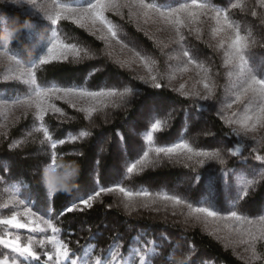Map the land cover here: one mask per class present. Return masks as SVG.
I'll return each instance as SVG.
<instances>
[{"label": "rangeland", "instance_id": "1", "mask_svg": "<svg viewBox=\"0 0 264 264\" xmlns=\"http://www.w3.org/2000/svg\"><path fill=\"white\" fill-rule=\"evenodd\" d=\"M179 1V3L189 4L190 7L172 16H161L155 10L141 8L139 0H116L120 5H129L118 9H109L104 13L117 32L116 38H113L107 29L99 23L93 25L91 20L88 19L78 22V17L64 14L90 33L95 34L97 38L105 41L104 47H97L95 44L70 43L62 39L56 33L55 24H52L40 9L41 5L47 4L49 9L52 10L51 0H36V6L29 4L27 0H20L19 4L8 2L23 12L39 15L46 23L38 25L35 21H32L28 26L27 41L37 50L33 58H24L10 48L4 50L0 47V82L14 80L26 83L32 77L36 80L33 63L35 64L47 56V47L53 41H58L60 44H74L80 51V61L83 59L95 60L100 69L106 67L107 61L113 60L120 63L127 69L129 75L125 76L127 82L132 83L135 79H138L149 84L162 83L168 89L188 96L194 102V108L196 109V116L194 117L198 119L197 128L193 129L192 132L197 137L206 139L211 147L204 148L200 146V150H198L187 139L182 141L188 143L194 151L215 152L230 149V137L216 135L208 117L203 114L204 110L217 113L223 118L228 127L237 130L241 139L246 143V148H243L242 154L238 157L233 158L230 152L225 156V164L232 160L231 163L234 162L237 165L236 167L241 169V171H236L240 176H235L233 172L229 176L221 178L220 167L222 165L216 160L195 156L186 151L178 150L177 153L166 155L164 153L157 154L156 150L155 152L149 150L170 147L172 144L147 149V160H159L158 166H166L168 165L166 163H171L190 164L195 166L196 170L198 167H206L211 173L212 187L217 186L218 189H222V185L235 191L247 188L250 195L241 199H243L251 213L263 211L262 215L264 216V208L260 209L255 197L256 192L264 185V181L259 179V174L264 173V161L255 159L258 156L260 147L264 144V114L260 112V107L264 106V99L251 91L247 93L243 91L247 72L252 71L258 78H264V7L260 6L259 0H236V5H239V7L230 12L226 10L228 21L225 22L223 17L217 20L215 10H213L214 12H201L198 10L200 8L191 7V0ZM58 3L67 2L58 0ZM144 3L147 2L144 0ZM197 3L203 4L204 2L197 0ZM71 5L75 7L77 4ZM216 10L224 11L225 8ZM252 12H255L256 15L253 16ZM115 16H120V19L117 21L118 18ZM122 19L131 21L138 31L145 34L148 42L141 37L142 35L136 34L132 36L133 40L130 39L132 44L125 39V31L122 32L120 29L122 28ZM177 19L181 22L178 23ZM237 30L244 38L242 43L245 47L241 53L245 60L243 64L239 59L234 60L232 56L234 53L233 41ZM185 52L188 53L187 56L184 55ZM26 69H31V72H26ZM241 69H243V73ZM118 78L119 81L124 82V76ZM36 84L38 85L37 81ZM27 86L28 90L25 93L14 90H0V144L10 142V147L15 148L26 145L29 141L32 142L33 138L30 139L31 137H37L39 144L41 141L47 142L43 131H37V129L40 128L41 124L45 127L44 115L48 111L56 112L50 105H55L56 108L60 109V112H56L57 114L61 115L63 113L64 115L61 116L68 115L67 111L55 101V99H58L57 96L64 97L60 100L66 102L69 106L73 107L75 105L74 108L84 113L89 122H94L100 118L110 119L113 114L115 115L116 112L128 107L134 100L133 93L126 94V89L129 88L78 89L83 92L100 93L95 97L81 95L80 91L68 94L61 92L50 99L43 100L41 107L44 112L41 121L38 118L39 110L35 106L40 100L35 97L32 91L34 86L29 84ZM238 96L240 97L239 100H237ZM203 97H208V99L205 100ZM157 102L160 103L159 100ZM81 109H84V111H81ZM93 109L94 111H91ZM139 109L133 122L141 121L145 115L143 108ZM89 111H91L90 116ZM249 117H252V119L249 120ZM21 120L27 122L24 127L17 126ZM15 127H18L19 131H14ZM102 137L104 140L107 139V136ZM43 150L45 152L44 148L40 149V151ZM143 154L141 157H143ZM188 155H192L191 160L187 159ZM51 156L47 159L43 158L36 165L40 167V171L42 165H51ZM6 159L0 157V219H8L12 215H16L21 223L29 224V221L40 223V228L43 231L39 229L33 231L35 223L29 224V227L23 229L0 224V239L11 240L19 236L20 243L24 246L31 238L33 241L32 247L39 256L40 264H128V261H131L132 264H168L170 253L177 251L187 252L190 255V264H221L211 254L195 248L186 239L185 226L190 218L186 219L184 217L182 206H179L173 200L172 203L160 205L151 202H147L148 204L134 203V196L131 198L126 197L118 188L119 194L125 196L124 200L115 199L118 205L123 203L129 205L131 203L133 204V206H130L131 209L124 208L122 205L125 211L137 215L136 218H139L140 215H147L146 213L149 212V216L155 219L157 221L155 223L158 225L148 228V232L142 228L146 226L134 223L130 228L131 230L134 229L138 236L128 242V234H113L114 232L111 231L108 234V230H112L117 226L114 219L113 223L110 220L107 224H104L103 221L101 228L106 227L107 229L104 228L102 231H106V234L110 237L117 236L118 238L111 239L110 242L103 241V246L98 251L94 247H88L82 253L75 252L69 241L62 237L59 228V217L55 216L50 208L38 207L28 192H22L20 185L8 172ZM199 160L204 161L203 165L197 163ZM116 164L119 165V162ZM140 166L138 164L137 168ZM112 168H114V165ZM188 168L191 169L190 173L184 175L181 180L182 185L191 187L193 179L190 180V178L193 177L194 172L191 167ZM250 172L256 175H249ZM253 179L256 180V183L249 187L248 182ZM40 187L46 199L51 201L53 195L46 192L41 181ZM21 201L23 202L21 203ZM189 203L199 202L197 199H192ZM237 214L246 217L247 220L252 221V224L246 223L243 219L241 221L229 219L230 212L218 213L216 217H207L206 214L201 213L200 215L203 216L202 229L212 233L226 245H234L236 249H240L244 258L253 259L257 256L259 240L264 241V238H259L261 231L264 230V222H258L250 214L245 215L238 212ZM41 218L51 220L52 225L58 231L53 233L51 228L46 227L41 222ZM85 226L80 227L81 230L84 229L82 233L90 230ZM83 235L85 234H81V236ZM52 237L67 245V257L58 256L56 245L50 242ZM39 241H44V243H38ZM45 252L48 255H44ZM9 254H11V258ZM16 256L17 254L13 253L11 249L0 245V264H12V259H15ZM48 256L53 257L51 262H49ZM20 260H23V258H20ZM17 264H19V261ZM28 264H34V260L30 258Z\"/></svg>", "mask_w": 264, "mask_h": 264}, {"label": "trees", "instance_id": "2", "mask_svg": "<svg viewBox=\"0 0 264 264\" xmlns=\"http://www.w3.org/2000/svg\"><path fill=\"white\" fill-rule=\"evenodd\" d=\"M65 1L75 5L84 3V0ZM145 1L156 3L164 8H175L181 4L179 0ZM202 1L203 4L210 5V8L198 9L201 12H214L213 10L221 8L230 12L235 9L232 5L236 4V0ZM17 16L21 23L24 22L25 18L30 19L31 22L35 21L38 25L46 23L37 14L23 12L7 1L0 3V17H5L7 22L11 23ZM117 18L118 21L120 16ZM125 19L121 20L122 28H120L122 32L125 31L124 38L132 44L130 39L133 40L132 36L136 34L142 35L141 37L147 41L145 34L138 31L131 21ZM55 28L56 33L70 43L95 44L97 47L105 46V41L97 38L95 34L90 33L69 18H61L59 23L55 24ZM27 30L28 27L21 31L9 48L24 58H33L37 50L27 41ZM40 61L36 62L34 67L36 81L41 87H49L55 84L85 90L129 88L134 96V100L128 107L116 112L110 119L100 118L94 122H89L87 116L79 112L77 108L69 106L60 99H55L67 111L68 115L61 116L52 111H48L44 115V128L48 130L51 140L39 144L37 137H31L30 139L33 138L32 142L29 141L30 143L15 148L10 147V142L0 144V157L7 158L5 161L8 165V172L20 185L22 192H28L33 197L38 207L50 208L53 214L59 217L62 237L69 241L75 252L82 253L88 247H94L98 251L103 246V241L110 242L111 239L118 238L117 236L110 237L106 231H102L106 228H101L103 221L104 224L110 220L113 223L114 219L117 226L113 228L114 230H108V234L110 231L114 232L113 234H128V242L138 236L135 230L130 228L134 223L146 226L142 228L147 231L148 228L158 225L155 223L157 221L149 216V212L146 213L147 215H140L139 218H136L137 215L124 209L126 207L131 209L130 206L133 204L125 205L123 203V208L122 205L115 202L116 198H125L123 194H119L117 191V188L123 187L126 191L133 193H149L148 196L134 195V203L148 204L147 202H151L160 205L172 203V200L165 199L167 196L179 197L182 201L179 206H182L184 210V217L190 218L185 226L186 239L195 248L211 254L221 264H264L263 240H259L255 258H244L240 249H236L234 245H226L212 233L203 230L201 224L203 216L189 208L188 205L191 204L192 208L206 205L218 213L236 211L245 215L250 214L258 222H260L259 218L263 216V211L251 213L243 199H233L239 192L238 189L236 191L230 190L222 185V189H218L217 186L212 187L211 173L206 167H198L193 173V177L198 174L200 179H193L191 187L182 185L181 179L191 171L185 164L166 163L168 165L158 167L141 165L132 173L127 172V168L136 163L149 148L168 146L185 139L190 141V144L198 150H200V146L211 147L206 139L197 137L192 132L193 129L197 128L198 119L194 117L196 116L194 102L188 96L170 90L162 83H158L160 87L156 88L155 84H149L143 80L135 79L132 83L127 82L125 81V76H129L127 69L113 60L107 61L104 69L98 68V63L91 59H83L77 63H69L60 59H48L47 63ZM119 76H124V82L119 81ZM0 90L25 93L28 86L24 82L13 80L0 82ZM139 108H143L145 115L141 121L133 122L140 110ZM203 114L208 117L216 135L230 137L229 148L231 152L236 153L233 158L241 155L243 148H246V143L241 139L240 134H237V130L228 127L223 118L215 112L204 110ZM157 121H159L160 126L154 130L152 125ZM26 124L25 120H21L17 126L24 127ZM18 127H15L14 131H19ZM82 131L88 132L89 135L80 137L79 134ZM149 134L152 136L151 141L148 140ZM72 136L77 137V139L73 140ZM102 136H107V139L104 140ZM60 140H63L64 143L60 144ZM53 142L57 144L56 149L51 148ZM43 148L45 152L44 150L40 151ZM149 150L155 152L156 149ZM53 151L56 153V163L61 157L77 160L81 166V171L77 186L71 192L57 193L52 196L50 201L42 193L40 187L41 171L40 167L36 165L43 158L50 157ZM258 156L264 161V144L260 147ZM231 161L220 167L221 178H225L222 168L230 170V174L234 172L235 176H240L236 171H241V169L237 168V165ZM117 162L119 165L116 164ZM113 165L114 168H112ZM101 188L109 189V191L100 192ZM97 192L99 195H96ZM263 192L264 185L255 194L260 209L264 208ZM90 195L93 199L85 205L82 200L88 199ZM192 199H197L199 203H189ZM205 200L207 202H204ZM73 204L76 207L73 208ZM84 225L90 229L86 233H82L84 229H80ZM81 234L85 235L81 236Z\"/></svg>", "mask_w": 264, "mask_h": 264}, {"label": "snow or ice", "instance_id": "3", "mask_svg": "<svg viewBox=\"0 0 264 264\" xmlns=\"http://www.w3.org/2000/svg\"><path fill=\"white\" fill-rule=\"evenodd\" d=\"M29 4H32L33 6H36V0H27ZM260 6L264 7V0H259ZM129 6L127 4L120 5L116 2V0H84L83 5H76L75 7L71 4L68 3H58V0H51V9H49V6L47 4L41 5L40 9L41 11L47 16V18L51 21L52 24H57L61 20V18H68V16H65L64 14L67 13L72 17H78V22L83 21L85 19L91 20L92 24L95 25L99 23L100 25H103L107 31L111 34L113 38L117 37V32L114 30L112 24L110 21L107 20L105 17L104 13L105 11L109 9H118L119 7H125ZM139 6L144 9H150V10H155L160 13L161 16H172L176 14L177 12L187 10L190 6L187 3H181L179 4L178 7L176 8H164L161 7L160 5L156 3H144V0H139ZM191 7L195 8H200V9H208L210 8V5L207 4H200L197 3V0H191ZM233 8L239 7V5L233 4ZM253 16L256 15L255 12L251 13ZM215 16L217 20H219L221 17H223L224 21H228V13L226 10L221 11V10H215ZM177 22L180 23L179 19H177ZM231 26V25H230ZM53 35L55 36V31L53 30ZM243 37L240 35L239 30L236 31V36L233 41V48H234V53L232 54L233 59H239L241 61V64L245 63L244 57L241 55L243 48L245 45L242 43ZM47 56H45L40 62L41 63H47L49 58L52 59H60L64 61H68L69 63H77L80 61V51L76 48L74 44H60L58 41H53L49 47H47ZM185 56L188 55L187 52L184 53ZM191 62V60H190ZM33 63V67H34ZM26 72L30 73L31 69H26ZM243 73V69H241ZM155 79V78H153ZM27 84L34 86L32 88V91L35 94V97H37L40 102L36 103V108L39 110L38 112V118L42 121L43 120V115L42 113L44 112V109L41 107V103L43 100L50 99L52 96H55L57 93H72L76 91H80L81 95H86V96H91L95 97L100 95V93L97 92H83L78 89H73V88H61L58 87L57 85L53 84L50 87H40L36 84V80L34 77L30 78L29 80L26 81ZM156 88L160 87V84H155L154 85ZM207 87V85H205ZM243 91L245 93L251 91L253 94H258L262 99H264V78H258L252 71H249L245 74V87L243 88ZM131 90L126 89V94H130ZM111 94V93H110ZM123 95V94H122ZM56 98L58 99H63L64 97L57 96ZM203 99L207 100L208 97H203ZM240 97H237V100H239ZM6 103V102H5ZM75 105H73L74 107ZM229 107L231 105H228ZM56 112H60L59 108H56L55 105H50ZM81 111H84V109H81ZM91 111H94L91 110ZM91 111H89V116L91 115ZM260 112L264 114V106L260 107ZM61 115H64L61 113ZM249 120L252 119V117L248 118ZM259 119V118H257ZM160 126L159 121H157L155 124L152 125V128L158 129ZM37 131H43L45 140H51L52 138L49 136L48 130L43 127V124H41L40 128L37 129ZM239 134V133H237ZM81 137L88 136V132H80L79 134ZM73 140L77 139V137L72 136L71 137ZM148 140H152V136L149 134L148 135ZM41 143H44V141H41ZM60 144H63L64 141L60 140ZM57 144L53 142L51 144L52 149H56ZM186 151L189 154L199 156V157H205L208 159H213L216 160L220 165H225L226 160L225 156L230 152L232 156H235V152H231L230 149H223L220 151H215V152H205V151H194L192 147L189 146L188 143H185L183 141L179 143H174L170 147H160L156 149L157 154L164 153L166 155H171L173 153H177V151ZM192 155H188L187 159L191 160ZM148 152H144L143 157H141L140 160H137L136 163H133L130 167L127 168L128 173H132L134 169L137 168V165H144V166H158L160 161L159 160H152L148 161ZM255 159H262L261 157L257 156ZM51 165L55 166L56 164V153L53 151L52 156H51ZM198 164L203 165L204 161L199 160L197 161ZM186 167H192V171L195 172L196 169L194 166H189L185 165ZM222 171L227 177L230 174V170L227 168H222ZM249 175H256L253 172H250ZM191 179L199 180L200 177L197 174L195 177H191ZM259 179L264 181V173L259 174ZM256 183V180L253 179L252 181L248 182L249 187L254 185ZM103 191H109V189H104L101 188L100 192ZM119 191L124 193L126 197H133L134 195L136 196H148V192H137L133 193L131 191H126L123 187L119 188ZM242 193V195H241ZM51 195V194H49ZM96 195H99V192L96 193ZM250 195L249 191L247 188H242L239 190L237 195L233 197L235 200H240L241 198H247ZM93 197L90 195L88 199L82 200V202L87 205L90 200H92ZM165 199L173 200L175 203L180 204L182 201L179 197H173V196H167ZM23 201H21L22 203ZM204 202H207L205 200ZM189 208L192 209L193 212L195 213H203L206 214L207 217H216L218 213L214 210H212L210 207H195L192 208V205H188ZM73 208L76 207L75 204L72 206ZM71 210V209H69ZM229 219H234L236 221H241L242 219L245 220L246 223L252 224V221H249L246 219V217H241L237 214L236 211H230V216L228 217ZM260 221L264 222V216H261ZM41 222L48 228H51L53 233H56L58 231L57 228H55L52 225L51 220H43L41 218ZM35 223L34 221H29V224ZM0 224L2 225H8L11 227H14L16 229H23L29 227V224L21 223L16 215H12L11 218L8 219H0ZM41 230L43 229L40 228V223H35V228L32 230ZM259 238H264V230L261 231L260 237ZM51 243L56 245V250L58 256H68V251H67V245L61 243L60 241L56 240L55 237H52L50 240ZM38 243L43 244L44 241H39ZM33 241L31 238H29L28 243L25 244L24 246L21 245L20 243V237L16 236L15 238L11 240H6V239H0V245H3L7 249H11L13 253L17 254L15 259H12V264H17L19 261V264H28V261L30 258L34 260V264H40L39 262V256L37 253L34 251L32 247ZM154 251V249H153ZM44 255H48L47 252L43 253ZM10 258H11V254ZM20 258H23V260H20ZM49 262L53 260L52 256H48ZM128 264H132L131 261H128Z\"/></svg>", "mask_w": 264, "mask_h": 264}, {"label": "clouds", "instance_id": "4", "mask_svg": "<svg viewBox=\"0 0 264 264\" xmlns=\"http://www.w3.org/2000/svg\"><path fill=\"white\" fill-rule=\"evenodd\" d=\"M5 0H0L4 3ZM7 2L19 4L20 0H7ZM31 24L30 19L25 18L21 23L19 17H15L11 23L5 17H0V47L7 50L19 33ZM81 166L77 160L58 158L55 166L44 164L41 167L40 181L47 193H69L77 186L80 177ZM168 264H190V255L187 252L177 251L170 253Z\"/></svg>", "mask_w": 264, "mask_h": 264}, {"label": "bare ground", "instance_id": "5", "mask_svg": "<svg viewBox=\"0 0 264 264\" xmlns=\"http://www.w3.org/2000/svg\"><path fill=\"white\" fill-rule=\"evenodd\" d=\"M9 227H11V226H9Z\"/></svg>", "mask_w": 264, "mask_h": 264}]
</instances>
